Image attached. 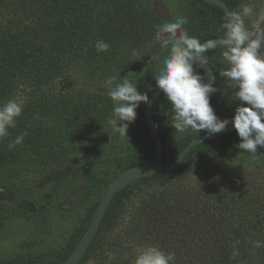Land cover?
Segmentation results:
<instances>
[{"label": "trees", "instance_id": "1", "mask_svg": "<svg viewBox=\"0 0 264 264\" xmlns=\"http://www.w3.org/2000/svg\"><path fill=\"white\" fill-rule=\"evenodd\" d=\"M223 1L233 12L235 0ZM199 2L202 7L194 16V25L202 35L200 41L220 38L224 12L204 0ZM143 5L139 0H0V105L20 89L36 96L23 107L16 127L9 129V136L0 139V233L9 219L6 212L20 215L31 212L30 196L18 193L11 174L16 176L18 169L31 168V155L35 156L37 167L50 165L52 169L55 155L69 153L79 131L98 118L97 106L91 100L83 99L79 93L71 95L72 91L65 93L66 97L51 95L49 88L56 79L74 72L104 86L115 68L128 64L133 50L137 55L147 39H154V25L162 23ZM211 14L218 24L213 31L209 29ZM98 40L109 43L110 49L97 52ZM215 50L206 53L217 77L214 86L221 79L209 57ZM171 110L165 96L153 107V117L165 146L164 165L180 155L166 150L165 132ZM52 119L69 128V133L65 136L59 132L54 137L49 125ZM142 119V126L149 132L146 142L143 148H136L129 166L122 171L147 165L155 159V145L144 114ZM24 131L28 135L23 143L10 149L8 144ZM237 136L234 131L206 139L174 171L143 178L121 191L81 263L95 251L97 264H134L137 248L154 245L166 253H174L173 264H264V246L257 248L253 244L259 241L264 245V168L233 177L204 167V171L197 173L199 176L193 170V185L173 182L136 198L128 195L136 184L170 180L186 172L192 155L195 164L214 157L221 141L238 139ZM254 156L264 162V152L258 150ZM59 179L67 176L62 174ZM90 222L81 235L71 238L69 248L59 254L58 260L48 264H62ZM104 235L106 242L97 248ZM234 249L238 252L235 257ZM1 264H35V260L28 252Z\"/></svg>", "mask_w": 264, "mask_h": 264}, {"label": "rangeland", "instance_id": "2", "mask_svg": "<svg viewBox=\"0 0 264 264\" xmlns=\"http://www.w3.org/2000/svg\"><path fill=\"white\" fill-rule=\"evenodd\" d=\"M139 1L144 4L142 8H149L155 14V18L160 19L162 23L177 15L186 16L189 23L184 27L189 35L199 39L202 36L198 34L194 25V16L202 7L199 0ZM235 2L233 12H240L245 4L252 6L254 15L245 18L246 25L252 31H261L264 24V0H235ZM211 19L209 29L213 31L218 24L212 14ZM145 42L147 43L143 49L137 55H133L127 65L121 64L114 69L115 71L113 70L112 76L119 75V78L128 76L138 85L141 93L146 92L150 95L158 89L154 74L162 66L153 58L159 56L162 61L167 56V50L161 49L154 39H147ZM221 53L222 51L215 50L209 54L219 73L227 67ZM220 78V82L215 86L217 91L211 95L210 103L218 117L231 119L235 114V108L239 105L235 97L237 88L221 75ZM67 92H71V95L79 93L83 99L91 100L97 106L98 110L95 114L99 112L98 118L96 117L92 124L89 123L79 131L78 139L69 153L61 152L55 155L56 164L51 167L52 169L50 165L47 168L37 167L34 164L35 156L31 155V168L18 169L16 176L11 174L18 193L30 196L28 201L31 204V212L22 215L12 211L6 212L9 214V219L0 233V264L2 261H13L22 254L27 255L28 252H31V259L35 260V264H48L58 260L59 254L69 248L71 238L81 235L84 227L88 225L96 205L101 201L108 185L113 182V178L119 176L122 170L129 166L136 148H143L146 142L149 132L142 126L144 103H141L137 109V118L129 126L128 137L121 138L119 135L110 136L107 132L110 131L107 119L112 115V102L107 97L103 85L87 81L74 72L64 78L56 79L48 90L51 95L65 96ZM35 98L32 93L20 89L10 99H15L24 107ZM173 115L171 110L169 125L165 132L166 150L180 154L187 141L204 131L189 129L182 134L175 133V129L171 126ZM59 123L56 119H52L49 124L54 137L59 132L65 136L69 133V128H64ZM239 142L240 138L224 139L219 143L220 150L214 157L195 164L192 155L187 161L186 172L170 180L161 179L136 184L130 188L128 195L136 198L158 188L162 189L173 182L193 185V170L197 174L200 170L204 171V167L233 177L248 173L255 168H264V162L259 159L260 157L236 147ZM65 146L63 144V147ZM258 150L264 152V148L258 147ZM62 174H65L67 179L60 180L59 176ZM53 175L57 177L53 178ZM38 210H41V213H37ZM106 240V235L102 236L97 248H100ZM94 252L92 251L81 264H97Z\"/></svg>", "mask_w": 264, "mask_h": 264}, {"label": "clouds", "instance_id": "3", "mask_svg": "<svg viewBox=\"0 0 264 264\" xmlns=\"http://www.w3.org/2000/svg\"><path fill=\"white\" fill-rule=\"evenodd\" d=\"M254 15L251 5H243L240 12L226 9L223 17V34L216 39L201 42L192 37L184 27L189 23L186 16L177 15L171 20L154 25V40L167 56L160 61L159 71L154 74L156 87L163 91L174 113L171 126L175 133L189 129L205 131L209 135L219 133L231 124L240 142L236 147L255 155L258 147L264 148V31H252L245 18ZM97 52H107L110 44L98 40ZM222 49V58L227 67L220 75L237 88L236 101L239 105L231 119H221L210 103L211 95L217 91L214 83H205L202 74L207 65L210 50ZM135 55V50H133ZM200 70V71H198ZM106 95L112 102V115L107 119L110 136L128 137L130 124L137 118L141 103H149V95L141 93L138 85L128 76H112L104 82ZM23 107L15 99L0 105V139L9 136V129L15 128ZM27 131L12 140L8 147L15 148L23 143ZM254 247L264 246L259 241ZM238 255L234 249L233 257ZM174 253L148 245L136 249L134 264H173Z\"/></svg>", "mask_w": 264, "mask_h": 264}, {"label": "water", "instance_id": "4", "mask_svg": "<svg viewBox=\"0 0 264 264\" xmlns=\"http://www.w3.org/2000/svg\"><path fill=\"white\" fill-rule=\"evenodd\" d=\"M204 1L211 5L219 7L224 13L226 9L231 10L227 3L223 0ZM218 39L219 38H217L216 40ZM203 73L205 83H214V85L216 84V73L208 64V62L205 66V70H203ZM163 96H165L163 91L158 88L149 95V103L145 104L144 108L145 120L155 145L154 161L147 165L135 166L126 169L119 176H117V178L113 180V182L110 184L105 194L103 195L96 211L94 212L85 234L80 239L73 252L62 264L81 263V261L91 248L92 244L94 243L112 202L121 191L128 188L132 184L140 181L143 178L156 174H165L174 171L181 165V163L185 160L188 154L202 141L212 137L225 136L236 131L234 126L230 125L227 126L225 130L216 134L209 135L207 132H204L193 138L174 162L169 165H164L165 146L160 131L153 117L154 104L159 98Z\"/></svg>", "mask_w": 264, "mask_h": 264}]
</instances>
